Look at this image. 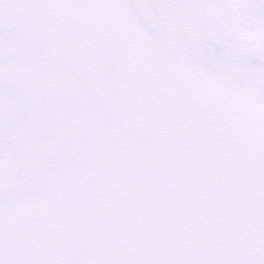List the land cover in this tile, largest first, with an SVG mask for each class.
Segmentation results:
<instances>
[{
	"label": "snow or ice",
	"instance_id": "snow-or-ice-1",
	"mask_svg": "<svg viewBox=\"0 0 264 264\" xmlns=\"http://www.w3.org/2000/svg\"><path fill=\"white\" fill-rule=\"evenodd\" d=\"M0 264H264V0H0Z\"/></svg>",
	"mask_w": 264,
	"mask_h": 264
}]
</instances>
